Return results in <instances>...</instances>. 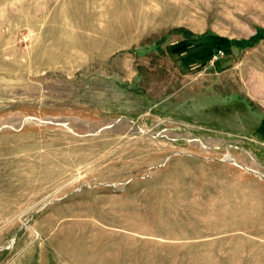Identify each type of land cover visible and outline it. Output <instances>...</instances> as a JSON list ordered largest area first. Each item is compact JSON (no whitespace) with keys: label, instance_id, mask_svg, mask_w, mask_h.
Segmentation results:
<instances>
[{"label":"rangeland","instance_id":"rangeland-1","mask_svg":"<svg viewBox=\"0 0 264 264\" xmlns=\"http://www.w3.org/2000/svg\"><path fill=\"white\" fill-rule=\"evenodd\" d=\"M0 264H264V0H0Z\"/></svg>","mask_w":264,"mask_h":264},{"label":"trees","instance_id":"trees-1","mask_svg":"<svg viewBox=\"0 0 264 264\" xmlns=\"http://www.w3.org/2000/svg\"><path fill=\"white\" fill-rule=\"evenodd\" d=\"M210 36L214 39V42H216L218 46H220L221 44H223V43L226 42V39L224 37H222V36L214 35V34H211ZM184 48H185V45L184 44L175 47V49L178 50V51H180V50H182ZM211 55H212L211 52L208 53L206 58L211 57Z\"/></svg>","mask_w":264,"mask_h":264},{"label":"bare ground","instance_id":"bare-ground-1","mask_svg":"<svg viewBox=\"0 0 264 264\" xmlns=\"http://www.w3.org/2000/svg\"><path fill=\"white\" fill-rule=\"evenodd\" d=\"M13 238H14V235L11 237V239H10V242H12V241H13Z\"/></svg>","mask_w":264,"mask_h":264}]
</instances>
